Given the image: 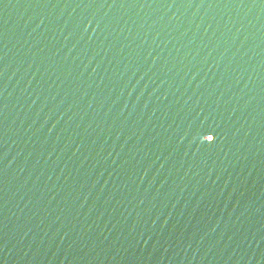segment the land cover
<instances>
[{
    "label": "water",
    "instance_id": "water-1",
    "mask_svg": "<svg viewBox=\"0 0 264 264\" xmlns=\"http://www.w3.org/2000/svg\"><path fill=\"white\" fill-rule=\"evenodd\" d=\"M0 264H264V0H0Z\"/></svg>",
    "mask_w": 264,
    "mask_h": 264
}]
</instances>
